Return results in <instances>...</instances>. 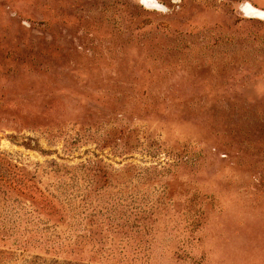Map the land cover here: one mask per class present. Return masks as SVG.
<instances>
[{"label": "rangeland", "instance_id": "374dc122", "mask_svg": "<svg viewBox=\"0 0 264 264\" xmlns=\"http://www.w3.org/2000/svg\"><path fill=\"white\" fill-rule=\"evenodd\" d=\"M0 264H264V0H0Z\"/></svg>", "mask_w": 264, "mask_h": 264}]
</instances>
